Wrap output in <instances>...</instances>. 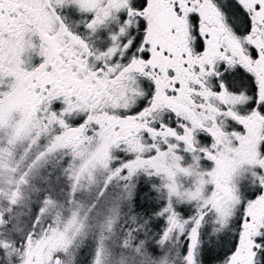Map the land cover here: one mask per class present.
Returning <instances> with one entry per match:
<instances>
[{
    "label": "snow or ice",
    "instance_id": "6c2138e0",
    "mask_svg": "<svg viewBox=\"0 0 264 264\" xmlns=\"http://www.w3.org/2000/svg\"><path fill=\"white\" fill-rule=\"evenodd\" d=\"M0 264H264V0H0Z\"/></svg>",
    "mask_w": 264,
    "mask_h": 264
}]
</instances>
